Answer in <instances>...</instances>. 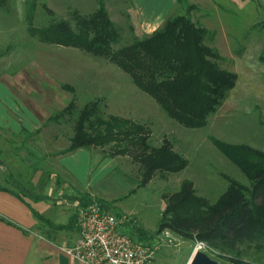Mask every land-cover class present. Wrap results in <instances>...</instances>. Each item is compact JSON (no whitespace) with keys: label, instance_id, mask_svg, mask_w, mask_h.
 Masks as SVG:
<instances>
[{"label":"rangeland","instance_id":"rangeland-1","mask_svg":"<svg viewBox=\"0 0 264 264\" xmlns=\"http://www.w3.org/2000/svg\"><path fill=\"white\" fill-rule=\"evenodd\" d=\"M2 2L0 77L16 80V93L39 119L32 126L41 127L42 133L36 129L35 133L0 129V148L9 144L15 150L17 143H36L41 135L45 137L42 145L46 144L49 158L54 156L52 153L70 144L74 122L48 123V118L72 101L81 109L97 98L102 99L105 116L117 115L147 125L152 131V146L159 147L165 139L170 140L175 150L188 160V166L178 173H158L146 185L142 184L139 162L129 156L106 158L107 151L102 149L87 150L92 158L78 162L66 155V164L77 174L76 181L55 167L61 181L67 178L77 192L82 183L89 185L91 194L110 205L124 222L122 229L134 239L139 236L133 233L131 220L151 234L145 240L157 239L166 197L180 190L186 180L194 183L197 195L209 204H215L228 189L227 177L250 186V179L217 148L212 138L264 152V62L260 60L264 55V0H177L176 5L163 11V23L173 16L189 14L195 23L214 32L215 39L208 38L206 44L224 58L221 67L237 73L240 79L208 125L200 129L186 128L169 118L150 95L137 88L131 77L108 59L77 48L46 44L30 34L31 25L42 28L61 20L76 29L74 11L90 15L97 10L98 0ZM106 5L119 33V40L113 45L115 50L151 35L157 28L156 23L144 20L145 12L131 0H106ZM192 5L197 8H191ZM8 89L0 80V101L11 108L15 102L8 96ZM0 112L4 113L2 120L6 110L1 106ZM51 161L54 160L47 162ZM68 216L53 220L66 223ZM170 233L172 243L163 241L155 264H188L198 247L221 264H264V240L243 243L235 252L222 253L219 258L218 251L212 252L172 230Z\"/></svg>","mask_w":264,"mask_h":264},{"label":"trees","instance_id":"trees-1","mask_svg":"<svg viewBox=\"0 0 264 264\" xmlns=\"http://www.w3.org/2000/svg\"><path fill=\"white\" fill-rule=\"evenodd\" d=\"M0 3L3 5L2 0ZM73 20L76 29L61 20L42 28L31 25L29 31L43 43L77 48L108 59L127 73L137 88L150 95L169 118L186 128L206 127L237 85L238 74L222 68L220 62L224 58L206 44L208 38L215 39V33L195 23L189 14L168 18L151 35L118 50L113 45L118 42L119 33L106 0H98L97 10L90 15L74 11ZM260 60L264 62V55ZM64 87L75 91L73 87ZM102 104V99L97 98L78 109L72 101L49 117L48 123L74 122L70 145L56 155L83 148L105 150L106 158L129 156L140 164L143 185L158 173H178L188 166V160L170 140L165 139L159 147L152 146V131L147 125L117 115L105 116ZM212 141L246 174L250 186L227 177L228 189L215 204H209L197 195L194 183L186 180L180 190L166 197L164 218L157 231L170 229L185 239L202 242L208 250L218 251L221 258L222 253L235 252L243 243L264 240V152L217 138ZM6 182L5 186L0 183V191L17 196L51 229L76 228L78 211L67 224L56 225L32 206L52 200L50 195L33 191L11 172H7ZM64 198L78 202V208L99 203L113 212L108 203L89 193ZM129 224L139 240L145 241L151 235L132 220Z\"/></svg>","mask_w":264,"mask_h":264},{"label":"crops","instance_id":"crops-1","mask_svg":"<svg viewBox=\"0 0 264 264\" xmlns=\"http://www.w3.org/2000/svg\"><path fill=\"white\" fill-rule=\"evenodd\" d=\"M131 2L145 12L146 22L157 24L155 29L165 23H163V11L177 4V0H131ZM0 80L9 88L7 94L15 102L14 107L8 108L9 106L4 107L0 101V107L6 110L5 118L2 120L0 118V129L10 130L13 133H20L25 129L35 133L36 129L39 133L41 127L32 126V123H39V119L34 115L31 107L16 93V80L1 77ZM1 113L4 114L0 112V117ZM37 115L40 117L39 114ZM44 139L45 137L40 135L36 143L34 141L17 143L14 146L15 150L9 147V144L0 148V183L3 186L7 185L6 175L7 172H11L33 191L50 195L52 200L33 203L32 206L52 223L63 225L67 224L78 211V202L65 199V195L74 196L79 193L94 195L91 194L89 185L84 186L82 183L81 190L77 192L74 186L68 183L67 178L61 181L57 172H54L55 167L63 172L61 174L70 176L74 181L78 179L77 174L66 164V155H56L58 152H54L52 153L54 156L49 158L46 144L42 145ZM3 149L5 151H2ZM87 150L81 148L67 156H71L70 159L76 162L90 159L92 154L89 155ZM49 159L54 161L48 163ZM35 169L37 170L34 171ZM49 170L52 171L51 174ZM62 215L65 218L69 215L66 223H57L53 220V217ZM78 238L77 224L76 228L69 231L51 229L47 223L37 219L32 209L17 196L8 191H0V264H81L63 250L74 245Z\"/></svg>","mask_w":264,"mask_h":264},{"label":"built area","instance_id":"built-area-1","mask_svg":"<svg viewBox=\"0 0 264 264\" xmlns=\"http://www.w3.org/2000/svg\"><path fill=\"white\" fill-rule=\"evenodd\" d=\"M122 225L124 222L99 203L79 207V238L63 250L81 264H155L163 241L172 243L169 229L158 233L157 239L143 241L128 235Z\"/></svg>","mask_w":264,"mask_h":264},{"label":"water","instance_id":"water-1","mask_svg":"<svg viewBox=\"0 0 264 264\" xmlns=\"http://www.w3.org/2000/svg\"><path fill=\"white\" fill-rule=\"evenodd\" d=\"M188 264H221L204 251H196Z\"/></svg>","mask_w":264,"mask_h":264},{"label":"bare ground","instance_id":"bare-ground-1","mask_svg":"<svg viewBox=\"0 0 264 264\" xmlns=\"http://www.w3.org/2000/svg\"><path fill=\"white\" fill-rule=\"evenodd\" d=\"M198 250V249H197Z\"/></svg>","mask_w":264,"mask_h":264}]
</instances>
